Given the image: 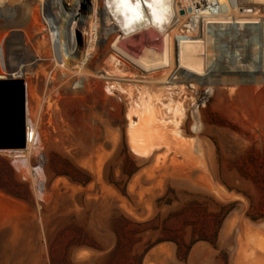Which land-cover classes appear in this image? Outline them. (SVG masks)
<instances>
[{"label": "rangeland", "instance_id": "rangeland-1", "mask_svg": "<svg viewBox=\"0 0 264 264\" xmlns=\"http://www.w3.org/2000/svg\"><path fill=\"white\" fill-rule=\"evenodd\" d=\"M105 17L103 0H0V77L23 81L36 142L0 151V264H264V0H233L254 25L170 30L204 42L201 76L143 71ZM119 42L138 61L164 47L154 29ZM147 99L159 118L136 133Z\"/></svg>", "mask_w": 264, "mask_h": 264}, {"label": "bare ground", "instance_id": "bare-ground-1", "mask_svg": "<svg viewBox=\"0 0 264 264\" xmlns=\"http://www.w3.org/2000/svg\"><path fill=\"white\" fill-rule=\"evenodd\" d=\"M170 3L172 5V8H171V18H170L169 23L165 26L164 32H159L156 30L159 34H161L162 42L164 45L161 53L155 57L154 55H152L153 54L152 49L149 47L147 48V50H149V49L151 50V54L147 53L146 55H147V57H149V60H153L155 64L153 63V61L150 62L148 59H145L143 57H142L143 61H140V60L138 61L134 58V56L126 54L125 51L122 49V46H121L119 41H121L127 37H125L114 25H112V27L114 30H116V32L118 33L119 36L117 37V39L113 43L114 45L112 44L113 49H114V51H116L118 53L124 54V55L123 54H120V55H123V56L126 55V57H128L129 60H131V62L138 65L145 72L150 73V72H153V71L158 70V69H163V68L168 69L173 64L175 65V63H176L178 68L185 70L186 72H188L194 76L204 75L201 67H202V64L205 60V57H207L208 54H207V51L205 50V46H202L204 44L203 41L197 40V38L195 40L194 38H191V37L190 38L184 37L183 40L181 39L178 41V46H176L177 48L175 47V43L173 45V42H172V39H173L172 36L173 35H171V32L173 34V32L177 31V29H181L182 25L184 24V18L185 17H182L178 14L179 0H170ZM75 14L71 15V16H70V14H68V15L64 14L63 18H64L65 22L69 20L68 26L70 25V22L72 23V21L75 17ZM180 20H181V23H179ZM238 24L254 25V24H257V21L256 22L255 21H244V22L243 21H240V22L232 21L231 22V25H233V26L238 25ZM171 29H172V31L170 32ZM142 32H144V31H141L138 33H142ZM72 33H73V30H72ZM138 33H136L134 35H137ZM60 35L62 36V34L58 33L59 37H61ZM85 35H86V33H85ZM134 35H131V36H134ZM71 36L73 37L74 35H71ZM131 36H128V37H131ZM66 37H67V30H66ZM65 40H66V38H65ZM67 45H69V44L66 40L65 41L66 54L68 57L73 58L74 54L71 53V49L68 50ZM74 48L76 49V47H74ZM177 49H178V53L176 51ZM74 53H76V52H74ZM177 54H178V56H177ZM175 55H176V58H175ZM118 57H119V54L117 55V53H116L115 58L113 56H111L110 59H111V61L114 62V64H116L118 62L116 58H118ZM22 69H23V67L21 65L17 68V71L15 73V76L17 78H19L21 75H23ZM168 72H169V70H166L167 74H168ZM166 73L165 74L163 73L164 76L166 75ZM109 75H111V74L106 73L105 77L109 78ZM0 78L4 79L3 77H0ZM11 80H18V79H11ZM106 89H108V90L114 89V86L107 85ZM33 95H35V94H33ZM149 99H147V102L145 104L144 103L138 104L137 102H133L134 103L133 106L135 108H130L131 113H133L134 118L136 119V121H134L133 124L131 125V128L134 132H136L137 130L140 131L142 128L146 127L149 124L152 125L159 118V114H160L159 107H157V105L154 103V99L152 101H150L151 99L150 100ZM169 101H170V103H168V104H162L161 102H159V103H160V105L165 107L166 112H169V113L171 112L174 114L179 113L180 115H182L183 114L182 112L184 110L182 109L181 104L172 105L171 103H173V102L171 100H169ZM132 118L133 117H131V119ZM26 142H27L26 143V149L24 150V152L29 151L32 148L33 143H36L35 140L33 139L32 145H30L29 144V138ZM131 149L138 156L139 155H145V151L143 150V148H140L134 144L131 146ZM18 153H19V155H21V153H23V152L19 151ZM16 162H18V161H16ZM19 169H20V167H19Z\"/></svg>", "mask_w": 264, "mask_h": 264}, {"label": "clouds", "instance_id": "clouds-1", "mask_svg": "<svg viewBox=\"0 0 264 264\" xmlns=\"http://www.w3.org/2000/svg\"><path fill=\"white\" fill-rule=\"evenodd\" d=\"M105 22L125 37L155 29L164 32L171 18L170 0H103ZM151 54V50H146Z\"/></svg>", "mask_w": 264, "mask_h": 264}, {"label": "water", "instance_id": "water-1", "mask_svg": "<svg viewBox=\"0 0 264 264\" xmlns=\"http://www.w3.org/2000/svg\"><path fill=\"white\" fill-rule=\"evenodd\" d=\"M26 136L24 83L0 78V151L25 150Z\"/></svg>", "mask_w": 264, "mask_h": 264}, {"label": "built area", "instance_id": "built-area-1", "mask_svg": "<svg viewBox=\"0 0 264 264\" xmlns=\"http://www.w3.org/2000/svg\"><path fill=\"white\" fill-rule=\"evenodd\" d=\"M178 14L185 17L181 29L184 28L183 32L188 36L193 35L192 33L212 35L218 25L233 29V0H179Z\"/></svg>", "mask_w": 264, "mask_h": 264}, {"label": "trees", "instance_id": "trees-1", "mask_svg": "<svg viewBox=\"0 0 264 264\" xmlns=\"http://www.w3.org/2000/svg\"><path fill=\"white\" fill-rule=\"evenodd\" d=\"M198 241H204V242H208L211 245H215L216 243V236L215 235H211L210 237L206 238V237H200L199 239H197L195 242ZM177 247V251H176V257L178 258L179 261L185 262L188 256V253L193 245V243H191L189 246H184L182 242H176L174 241ZM120 245V242L118 244V246ZM117 246V249H118ZM183 248H185L186 250H183ZM141 264V261L140 263Z\"/></svg>", "mask_w": 264, "mask_h": 264}]
</instances>
